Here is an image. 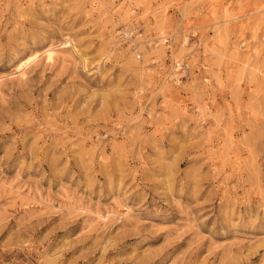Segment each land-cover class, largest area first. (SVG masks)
Listing matches in <instances>:
<instances>
[{
	"label": "rangeland",
	"instance_id": "rangeland-1",
	"mask_svg": "<svg viewBox=\"0 0 264 264\" xmlns=\"http://www.w3.org/2000/svg\"><path fill=\"white\" fill-rule=\"evenodd\" d=\"M0 264H264V0H0Z\"/></svg>",
	"mask_w": 264,
	"mask_h": 264
},
{
	"label": "bare ground",
	"instance_id": "bare-ground-1",
	"mask_svg": "<svg viewBox=\"0 0 264 264\" xmlns=\"http://www.w3.org/2000/svg\"><path fill=\"white\" fill-rule=\"evenodd\" d=\"M54 58H55V50L50 49L45 52V59L47 61H53ZM28 63L29 61H25L19 66V74L21 77H24L26 75V67Z\"/></svg>",
	"mask_w": 264,
	"mask_h": 264
}]
</instances>
